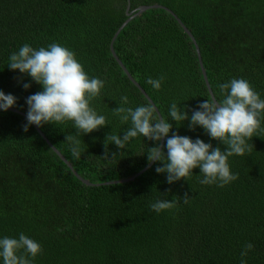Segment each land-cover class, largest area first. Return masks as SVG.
Here are the masks:
<instances>
[{
    "label": "trees",
    "instance_id": "obj_1",
    "mask_svg": "<svg viewBox=\"0 0 264 264\" xmlns=\"http://www.w3.org/2000/svg\"><path fill=\"white\" fill-rule=\"evenodd\" d=\"M154 4L164 7L132 18L113 52L128 0H0V90L18 98L13 107L27 115L26 98L43 90L7 67L25 43L36 49L60 43L76 53L89 77L104 81L91 106L108 125L78 137L79 159L66 141L76 135L72 122L40 127L73 169L35 125L24 131L26 115L0 111V238L24 233L37 241L43 253L33 264H240L249 242L247 264H264V131L248 141L250 153L229 157L239 178L223 188L200 184L199 167L190 181L169 184L155 161L134 179L115 182L148 166L146 153L156 144L138 136L125 149L109 144L104 156L106 136L130 126L113 115L123 96L126 107L155 104V115L173 123V133L227 149L203 127L191 130L190 119L177 126L169 115L173 102L190 117L213 99L196 45L173 13L195 37L217 101L224 99L219 85L233 78L249 81L264 99V0H131L130 10ZM161 76L160 90L147 83ZM185 193L192 197L188 204ZM162 199L180 203L157 214L149 205Z\"/></svg>",
    "mask_w": 264,
    "mask_h": 264
},
{
    "label": "clouds",
    "instance_id": "obj_2",
    "mask_svg": "<svg viewBox=\"0 0 264 264\" xmlns=\"http://www.w3.org/2000/svg\"><path fill=\"white\" fill-rule=\"evenodd\" d=\"M8 61V68L19 70L43 87L42 91L26 98L28 111L24 131L27 132L32 125L43 127L49 123L62 125L72 122L76 135H67L66 141L72 156L79 159L84 149L78 137L108 125L106 117L99 115L91 106V102L101 95L104 81L89 77L76 53L60 43H51L39 49L25 43L9 56ZM164 79V76L157 79L149 77L147 83L160 90ZM23 87L28 89L31 84L24 83ZM219 88L224 94L223 100L213 98L201 102L190 117L187 110L182 111L173 102L169 107V115L177 126L190 119L188 127L191 130L197 126L203 127L211 138L227 145L226 150L213 148L212 144L200 138L193 140L189 136L180 135L178 131L173 133V123L155 115L157 109L154 105L126 107L128 97L123 96L119 100L120 106L113 109V115L118 116L121 123L130 126L123 135L110 133L106 136L104 156L108 157L109 144L114 143L120 149H125L134 138L143 136L156 142L155 146L149 147L147 159L150 165L153 161L157 162L155 171L166 173L169 184L182 179L190 181L197 167L201 169L200 184L221 188L231 184L239 178V174L231 171L229 157L244 156L252 151L248 141L264 131L261 126L264 99L243 78H233L220 84ZM17 99L15 95L0 90V111L15 106ZM164 138H167L166 144H161ZM160 162H163V166H159ZM191 198L185 193L183 204H188ZM179 203L177 199H162L151 203L149 207L159 214ZM253 249L251 242L244 246L240 264H247L245 257ZM42 253V246L24 233H20L18 239L0 238V258L3 264H33Z\"/></svg>",
    "mask_w": 264,
    "mask_h": 264
},
{
    "label": "water",
    "instance_id": "obj_3",
    "mask_svg": "<svg viewBox=\"0 0 264 264\" xmlns=\"http://www.w3.org/2000/svg\"><path fill=\"white\" fill-rule=\"evenodd\" d=\"M153 7H164L162 5H159V4H154V5H140L138 6L137 8L133 9V10H130L131 9V0H128V6H127V10H126V13L128 15V18L124 21V23L118 28V30L116 31L114 37H113V40H112V44H111V47H112V50L114 52V47H113V43L117 37V35L120 33V31L122 30L123 27H125V25H127L129 23V21L134 18L135 16L143 13L144 11L150 9V8H153ZM166 8V7H165ZM169 11H171L169 8H167ZM173 13V11H171ZM174 16H176L177 20L179 21V23H181V25L184 27V30L187 32V34L190 35V37L192 38L193 42L195 43L196 45V48H197V51H198V54H199V59H200V63H201V68H202V71H203V74L206 78V82H207V85L209 87V90L211 92V95H212V98L216 99L215 98V95L213 94V91L207 81V73H206V70H205V67L203 65V62H202V58H201V52H200V48L197 44V41L195 39V37L193 36L192 32L190 31V29L182 22V20L175 14L173 13ZM117 60L122 64V67L124 68V70L128 73L129 77L134 80L133 76L128 72L126 66L122 63V61L119 59V57L115 54ZM134 82L136 84L139 85V83L137 81L134 80ZM140 86V85H139ZM143 92L144 89H142ZM146 96L148 97V99L153 103L151 97L149 95H147V93L145 92ZM154 104V103H153ZM155 106V104H154ZM9 110L11 111H15V112H19L21 114H24L26 115L24 112L20 111L19 109L15 108V107H11ZM160 115V114H159ZM27 116V115H26ZM161 116V115H160ZM162 117V116H161ZM36 126V125H35ZM36 128L38 129V131L41 133V135L49 142L50 146L59 154V156L66 162L68 163V165L72 168V164L71 162H69L65 156L59 151V149L57 147H55L50 141L49 139L46 137V135L43 133V131L40 129L39 126H36ZM164 141H165V138L161 141V144H164ZM154 163V161L151 163V165ZM150 164L148 166H146L145 168H143L140 172H138L136 175L130 177V178H127V179H122V180H118V181H115V182H125V181H128L130 179H134L137 175H139L140 173H142L143 171H145L148 167L151 166ZM73 169V168H72ZM75 174L86 184H91V182L85 178H82L78 172H76L74 170ZM110 183V182H108Z\"/></svg>",
    "mask_w": 264,
    "mask_h": 264
}]
</instances>
